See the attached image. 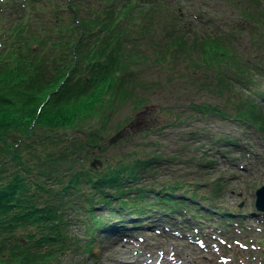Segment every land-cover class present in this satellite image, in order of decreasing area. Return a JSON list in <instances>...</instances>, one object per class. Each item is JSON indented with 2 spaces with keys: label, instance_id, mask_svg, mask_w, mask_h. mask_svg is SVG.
I'll return each mask as SVG.
<instances>
[{
  "label": "trees",
  "instance_id": "obj_1",
  "mask_svg": "<svg viewBox=\"0 0 264 264\" xmlns=\"http://www.w3.org/2000/svg\"><path fill=\"white\" fill-rule=\"evenodd\" d=\"M119 2L121 9L114 0H2L0 264H96L97 234L116 236L129 218L136 220L133 228L153 218L181 224L178 217L185 213L196 220L242 222L240 214L187 189V183H143L176 157L168 160L142 145L118 156L105 154L110 148L105 138L122 129L115 125L121 111L144 110L159 85L139 78L135 70L142 64L151 62L167 75L177 63L188 64L207 76L204 87L213 97L235 92L238 82L245 90L259 85L245 76V63L226 40L214 36L189 43L191 33L176 29L182 16L172 0ZM243 2L262 6L264 0ZM149 47L151 58L144 56ZM162 85L175 84L167 79ZM258 97L262 105L236 107L235 120L264 129V92ZM220 108L189 109L199 117L195 121L233 117ZM198 133L218 150L242 145L230 133ZM192 135L194 141L197 133ZM206 144L191 150L197 153ZM98 158L104 166L95 170L91 163ZM213 190L216 196L224 192L217 183ZM75 219L83 220L84 240L70 234Z\"/></svg>",
  "mask_w": 264,
  "mask_h": 264
},
{
  "label": "rangeland",
  "instance_id": "obj_2",
  "mask_svg": "<svg viewBox=\"0 0 264 264\" xmlns=\"http://www.w3.org/2000/svg\"><path fill=\"white\" fill-rule=\"evenodd\" d=\"M174 1V11L182 15L178 24L184 26L183 31L191 33L189 43L214 36L226 40L228 48L245 63L249 71L245 76L259 85L245 90L243 83L238 82L235 83L237 87H233L235 92L213 97L204 87L207 76L188 64L177 63L174 70L178 73L170 71L171 75H167L166 69L159 71L151 62L142 64L135 70L139 78L146 79L148 85L159 81V85L144 110L132 112L127 108L121 111L115 125L134 129L125 133L124 142L120 145L115 148L109 146L105 154L118 156L130 147L142 145L148 152L159 151L168 160L176 157L174 162H166L165 168L158 169L159 174L152 181L143 183L146 186L178 180L187 183V189L198 192L200 196H211L225 210L242 209L249 215L247 223L241 232H237V227L225 222L222 224L217 218L211 224L209 219L196 220L185 213L179 215V225L176 221L161 224L152 217L153 220L144 221L133 229L131 224L136 220L129 218L126 230L116 236L115 233L97 234L93 245L94 256L98 258L96 264H264V218L255 215L256 193L264 186V129L235 120L236 107L243 111L247 104L255 101L262 105L258 96L264 92V3L262 6L255 3L247 6L243 2L245 0H240L241 7H237V0L235 3L233 0ZM250 14L254 18L250 19ZM163 22L161 20L159 24ZM149 48L144 56L151 58L152 47ZM167 79L175 84L172 89L162 85ZM193 104H209L221 107L223 111L227 108L233 117L223 120L220 115H214L206 121H195L199 117L193 116L189 109ZM193 132L197 133L194 141ZM198 132L206 136L230 133L242 140V145L237 148L224 145L218 150L211 139L198 136ZM112 135L116 133H111L108 139ZM108 139L105 138L107 144ZM206 141L208 144L202 147L204 149L197 153L191 150H196ZM203 155L206 159H201ZM89 164L88 161L84 163L87 167ZM216 183L224 189L220 196L213 195L216 190L212 191V187ZM71 225V236L84 240L83 220H72ZM178 231L180 233L176 235Z\"/></svg>",
  "mask_w": 264,
  "mask_h": 264
},
{
  "label": "water",
  "instance_id": "obj_3",
  "mask_svg": "<svg viewBox=\"0 0 264 264\" xmlns=\"http://www.w3.org/2000/svg\"><path fill=\"white\" fill-rule=\"evenodd\" d=\"M137 127V126H136ZM131 130L134 129V127H130ZM126 130L118 133L114 138L111 139L110 143L111 144H115L118 140L122 139L124 137V133ZM97 166L102 167L101 162L96 161L92 164L93 168H97ZM257 202H256V206H257V210L259 212H263L264 213V187L262 189H260L257 193Z\"/></svg>",
  "mask_w": 264,
  "mask_h": 264
}]
</instances>
